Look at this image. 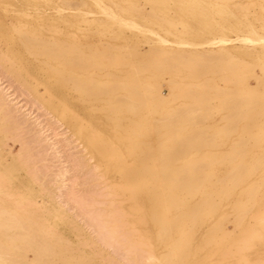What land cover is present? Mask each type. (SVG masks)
<instances>
[{"label": "bare ground", "instance_id": "1", "mask_svg": "<svg viewBox=\"0 0 264 264\" xmlns=\"http://www.w3.org/2000/svg\"><path fill=\"white\" fill-rule=\"evenodd\" d=\"M258 1V10L250 11L243 6V0H65V9L79 13L84 27L100 36V48L96 46V49H89V53L83 54L68 47L70 51L67 42L23 35L27 40L26 47H31V53L41 52L55 59L63 57L64 66L79 64L84 69L92 70L91 73L66 74L61 85L71 90L86 89L87 92L82 94L84 102L103 101L108 108L105 109L112 111L113 120H117L112 125L114 130L121 131V134L123 132L127 136L123 134L124 138L130 134L128 139L131 140V134L139 133L140 130L135 131L138 129L154 130L160 126L158 122L168 127L166 131L156 133L162 136L157 141L153 139L154 135L149 134L146 141L142 139V146H126V151L138 154L139 167L144 168L143 171H139L138 166L128 168L131 171L123 167L126 173L121 170L123 175H127L125 177L147 176L149 180L145 179L147 186L143 189L145 197L158 201L163 208L161 216L155 210L150 213L160 228V238L170 241L167 250L155 256L158 264H186L196 229L204 223V211L215 208L217 198L219 201L231 198L237 187L263 163L264 151L263 155L251 152L254 145L246 138L248 135L252 142H257L264 135V94L256 92L258 86L253 90L248 84L250 82H247L248 76L258 77L259 73L254 76L255 66L264 70V0ZM62 22L65 24V21ZM71 25L74 24L71 22ZM163 27L167 29L166 35L172 37L171 42L167 43L165 34L161 33ZM229 32H234L235 36ZM33 38L38 41H33ZM141 41L147 43L146 48L139 47ZM36 45H39L38 49L34 48ZM89 46L92 47L91 43ZM69 55H72L70 59ZM121 61H125V67L117 68ZM145 70H150L153 76L174 73L178 79H169L170 89L164 95L151 80L152 76L148 79L141 76ZM260 75L264 77V72ZM257 79L252 80L258 82ZM259 81L264 84V79ZM177 99L180 100L178 103L169 105L170 101ZM168 106L171 108L169 111ZM124 108L127 109V119L123 120L122 117L121 121L119 115ZM166 108L167 111H163ZM213 109L222 111L224 124L212 129L211 124L203 122L213 117ZM145 125L147 128H144ZM231 131L241 135L232 140L218 158L213 156L199 161L202 153L201 156L197 153L205 147L214 146L220 136L227 140ZM153 140L158 144L156 152L162 160L159 159L158 163L156 160L155 166L160 167L161 171L152 169L149 166L151 163H146L147 159L156 155L151 149ZM163 141L170 144L161 149ZM112 150L115 157L121 155L117 150ZM204 151L212 154L209 149ZM215 160L231 161L232 164L220 178L207 184L214 175L212 165ZM137 181L140 183L142 180ZM2 187L3 179L0 176V191ZM251 189L252 186L249 191ZM253 191L248 192L247 207L255 203ZM14 201L18 204L22 198L16 196ZM239 205L240 202L236 203V207ZM245 208H240L238 213L234 210L239 218L236 224L246 216L249 208ZM16 211L6 198H0V264H28L32 261L67 264L61 245L50 242L47 228L46 231L38 220L40 216H30L31 212L17 216ZM187 222L191 224L187 225ZM219 223L213 225L214 231H211L212 227L208 231L214 233L221 229L223 223ZM210 239L205 241V245L210 243ZM28 253L32 255L31 260L27 259ZM150 253L151 258L153 252Z\"/></svg>", "mask_w": 264, "mask_h": 264}, {"label": "rangeland", "instance_id": "2", "mask_svg": "<svg viewBox=\"0 0 264 264\" xmlns=\"http://www.w3.org/2000/svg\"><path fill=\"white\" fill-rule=\"evenodd\" d=\"M64 1L0 0V176L3 179L0 198L7 199L9 205L17 210V216L28 212L32 213L30 216H40L38 220L45 230L47 228L50 242L61 245L60 249L63 256H66L67 264H158L156 257L167 250L170 241L160 238V228L150 213L155 210L161 216L163 208L158 201L146 199L143 189L147 186L145 179L149 180L147 176L142 177L143 179L140 176H128L132 181L130 185L131 181L129 184V178L122 173L135 166H138L139 171L144 170L139 167L138 154L129 153L126 146H142V139L145 140L150 135H154L152 137L157 141V138L162 136L156 133L166 131L168 127H165L163 122H158L160 126L154 130L145 125L144 128L147 129L135 130H140L142 135L138 132L131 134L132 141L129 140L130 134H127L129 139L124 138L123 132L121 134V131L114 130L112 125L117 120H113L115 117L112 111L107 110L103 101L97 99L84 102L82 94L87 92L86 89L71 90L70 87L61 85L64 75L73 72L76 75L91 73V69H84L79 64V67L69 66L70 63L64 66L63 57L55 59L56 57L47 56L45 53H31V47H26L27 36L67 42V48L71 47L83 54L89 53V49H96V46H102L98 40L100 36L84 27L79 13L65 9ZM258 4V0H243V6L250 11L258 10ZM70 20L74 25H71ZM62 21H65L66 25ZM165 29L161 33L165 34L168 43L172 37L166 35ZM229 34L235 36L234 32ZM23 35L26 37L23 38ZM93 38L96 39L95 42ZM90 43L92 47L89 46ZM145 43L141 41L139 44L142 45L139 47L146 48ZM38 47L39 45L34 46L35 49ZM71 57L72 55H69L68 59ZM124 62L121 61L116 67H125ZM51 65L53 68H50ZM257 67L255 66L254 76L264 72ZM173 75L174 73H165L153 76L150 70L141 72V76L147 79L152 76L151 80L164 95L170 89L169 79H178L176 74ZM259 75L248 76L247 82H250L248 84L253 90L258 86L255 88H259L256 92L264 94L263 82V86L258 83L264 77ZM252 77L259 78L258 82L252 80ZM232 86L237 87L238 84L234 83ZM179 101H170L169 105H175ZM169 108L168 106V111L171 109ZM163 111L166 112L167 108ZM213 113V117L203 123L211 124L212 129L219 125L221 127L222 111L213 109ZM119 116L120 119H117L126 120L127 109H122ZM218 135L216 137L220 136ZM240 135L239 132L231 131L227 140L220 136L215 147H205L197 153L199 156L202 153L199 161H206L213 156L218 158L229 143ZM263 137L264 135L258 138L257 142H252L246 135L254 145L251 152L263 153ZM153 142L151 149L153 153L155 151L158 159L153 155L145 162L148 165L151 163V168L160 170L155 163L156 160L157 163L161 160V156L156 152L158 144L154 140ZM161 144L162 149L170 143L163 141ZM112 148L121 154L119 157L116 155L118 158L113 155ZM205 149L211 150L212 154L205 153ZM262 161L259 168L237 187L231 198L220 201L217 198L218 204L216 209L213 208L215 211H212V208L204 211V223L196 229L186 264H264V158ZM230 164L231 161L215 160L212 165L214 175L208 179L207 184L220 178ZM123 167H127L125 171ZM137 180L142 181L136 183ZM251 186V190L255 191V203L252 207L247 203V207ZM16 196L22 198L18 204L14 201ZM238 202L242 206L236 207ZM242 207L249 210L239 225L236 224L239 219L237 213ZM255 213L259 215L255 216ZM221 218L226 219L221 221ZM217 220L223 224L220 225L221 229L213 233V225L219 223ZM190 224L187 222V225ZM206 238L211 239L210 243L205 245ZM238 245L244 248H239ZM150 252H153L151 258ZM31 257V253H28L27 259L31 260ZM153 258L156 261L152 260ZM28 264L40 263L32 261Z\"/></svg>", "mask_w": 264, "mask_h": 264}]
</instances>
